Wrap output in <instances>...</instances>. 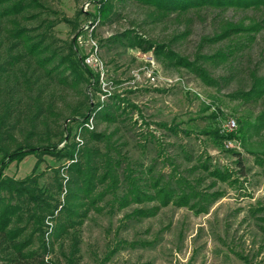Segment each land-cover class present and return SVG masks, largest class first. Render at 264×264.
I'll return each mask as SVG.
<instances>
[{
  "label": "rangeland",
  "instance_id": "374dc122",
  "mask_svg": "<svg viewBox=\"0 0 264 264\" xmlns=\"http://www.w3.org/2000/svg\"><path fill=\"white\" fill-rule=\"evenodd\" d=\"M42 1L49 7L50 19L67 18L77 24L75 32L73 25L58 23L53 29L56 44L64 48L79 32L80 54L93 56L88 66L99 76L95 88L54 86L47 92L59 114L58 123L71 131L69 141L87 142L108 152L121 164V173L131 169L150 185L156 179L174 194L170 203L156 195L124 208L115 205L114 196L109 194L90 209L82 225L58 240L53 238L55 222L48 219L44 227L48 258L54 264H264V130L243 143L231 140L233 146L229 148L227 139L214 136L216 132L227 134L229 120H236L239 128V120L255 121L263 109L262 101L246 103L230 96L245 85V77L239 75L226 85L221 80L223 69L211 66L219 83L208 86L185 68L166 67L152 53L110 41L127 31L163 41L186 28L177 21H155L150 16L152 9L133 1H116L118 15L112 21L99 22L95 29L87 28L92 20L88 14L98 16V0ZM226 16L238 20L255 14L229 10ZM200 17L195 16L191 35L177 47L183 54L192 55L201 36L213 31L214 12H204ZM23 23L36 25L35 21ZM258 61L256 55L253 65ZM258 66L264 74V62ZM86 94L94 104L106 105L117 98L124 102L122 108L127 106L125 112L116 113L115 122L90 121V129L109 140L90 141L78 123L66 119L86 102ZM37 164L38 159L29 155L12 162L5 174L23 179L44 173L39 186L63 200L53 174L61 164L49 156ZM216 169L228 171L230 180L212 175ZM62 177L66 179V174ZM123 179L122 175V184ZM102 189L98 186L97 191ZM156 192L152 188L150 194ZM123 194L124 185L117 191L118 196ZM185 194L188 203L177 202L176 198ZM139 211L147 215H139ZM17 225L23 226L24 236L33 230L26 218ZM74 236L80 240L76 253ZM40 238L34 234L30 249L39 247ZM13 257L12 252L0 248V264H14Z\"/></svg>",
  "mask_w": 264,
  "mask_h": 264
},
{
  "label": "trees",
  "instance_id": "16d2710c",
  "mask_svg": "<svg viewBox=\"0 0 264 264\" xmlns=\"http://www.w3.org/2000/svg\"><path fill=\"white\" fill-rule=\"evenodd\" d=\"M116 1L126 0H98V16H88L94 21L98 18L101 23L112 21L118 15ZM130 1L152 9L150 16L155 21H177L185 23L186 28L163 41L147 39L132 31L110 41L152 53L166 67L185 68L208 86L219 83L213 77L211 66L214 70L223 69L221 80L226 85H231L237 76H244L245 85L230 96L246 103L264 102V74L258 66L264 62V0ZM229 10L252 12L255 16L234 20L226 16ZM48 11L42 0H0V248L14 254L11 259L14 264H54L48 258L50 251L45 240L48 219L55 222L53 238L58 240L82 225L90 209L109 194L114 196L113 203L119 208L154 199L156 195L170 203L174 196L156 179L150 185L131 169L121 173V164L108 152L103 153L87 142L69 141L71 131L58 123L59 114L47 92L54 86L69 90H78L83 85L93 88L99 83V76L86 64V56L80 54L79 32L64 48L53 37L58 23L73 25L75 32L77 24L67 18L50 19ZM204 12H214L213 31L201 36L192 55L183 54L177 47L191 35L195 16L201 18ZM82 15L81 11L79 16ZM23 21H35L36 25L26 26ZM256 55L260 61L253 65ZM122 104L117 98H111L106 105L94 104L86 94V102L74 108L66 119L79 124L84 138L102 142L109 137L91 130L90 121L115 122L116 113L127 109ZM239 124L233 132L225 135L216 132L214 136L222 140L240 139L243 143L253 134H260L264 130V107L255 121L243 118ZM63 142L64 146L60 147ZM29 155L38 159L37 165L44 162L45 156L61 164L53 169V174L63 200L39 186L44 173H32L23 179L6 176L12 162L22 161ZM235 155L240 156L236 152ZM238 164L242 165V161ZM211 174L222 181L231 177L228 171L217 169ZM123 185L124 194L118 196L117 191ZM98 186L103 189L97 191ZM152 188L156 194H150ZM176 199L187 204L189 196L185 194ZM138 213L147 215L143 211ZM25 218L33 225L27 236L23 226L17 225ZM35 233L41 237L40 245L30 249ZM73 240V253H76L80 240L77 236Z\"/></svg>",
  "mask_w": 264,
  "mask_h": 264
},
{
  "label": "built area",
  "instance_id": "2783aa9c",
  "mask_svg": "<svg viewBox=\"0 0 264 264\" xmlns=\"http://www.w3.org/2000/svg\"><path fill=\"white\" fill-rule=\"evenodd\" d=\"M99 23V20L98 21H96V22H93L92 20L89 22V24L90 25H87V28H89V26H90V28L91 29H95V27L97 26V24ZM95 55V54H94ZM94 60H93V56L92 57H86V59H85V62H86V64L87 65H91L92 64V62H93ZM235 130H237V122H236V120H233V119H231V120H229L228 121V123H227V128H226V132L227 133H229V132H233V131H235ZM231 146H233V141H227L226 142V147L227 148H229V147H231Z\"/></svg>",
  "mask_w": 264,
  "mask_h": 264
}]
</instances>
